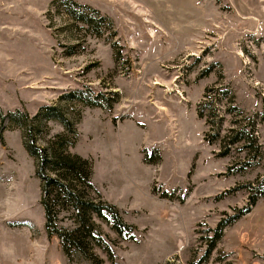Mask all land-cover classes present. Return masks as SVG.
<instances>
[{"label": "rangeland", "instance_id": "1", "mask_svg": "<svg viewBox=\"0 0 264 264\" xmlns=\"http://www.w3.org/2000/svg\"><path fill=\"white\" fill-rule=\"evenodd\" d=\"M54 1L0 0V109L33 118L58 106L74 123L69 152L92 163L91 198L132 228L119 237L95 219L110 249L89 253L100 264H264V0H70L110 22L99 36ZM226 89L233 106L223 97L212 106L222 122L207 125L198 110ZM232 107L254 139L223 155ZM0 132V264H97L68 260L47 236L22 132ZM64 132L48 121L37 143ZM57 225L73 228L71 212Z\"/></svg>", "mask_w": 264, "mask_h": 264}, {"label": "trees", "instance_id": "2", "mask_svg": "<svg viewBox=\"0 0 264 264\" xmlns=\"http://www.w3.org/2000/svg\"><path fill=\"white\" fill-rule=\"evenodd\" d=\"M67 5L65 12L75 22L82 23L90 28L96 35L102 23L108 20L100 16L97 11L88 7L79 6L70 0H55L53 5L58 3ZM110 24V22H107ZM218 93V97L211 98L204 103L201 110H198L199 118H207V125L214 124V118H218L221 123L223 117H219L212 106L226 95L229 96L230 106H233V97L228 89ZM65 98L69 100H80L77 93L67 95ZM90 107L97 106L95 102H85ZM204 107V108H203ZM111 108V107H108ZM204 109L207 113H204ZM235 128L230 129L229 134L220 140L221 145L224 144V154H229L232 147L247 145L253 141V126L248 127L251 131L247 132V126L243 125L242 113L236 107L228 109L226 112L231 114L234 111ZM48 121L59 122L65 132L56 135L46 143L45 146H39L37 143V135L41 130L46 128ZM13 126L22 132V145L27 154L34 159L36 165V177L40 183V203L44 214L45 230L48 237L56 236L59 245L65 257L70 260L71 255L75 252L91 259L97 264L100 260L90 254L87 245L103 247L104 244L109 248L107 235L103 233L101 227L96 224L95 219L100 223L109 227L116 235L123 237V232H131L132 228L127 226L121 219L118 210L112 204L103 202L97 196V201L91 198L94 193L91 184L92 163L83 159L78 155L71 154L69 149L74 144L76 132L74 123L67 117L65 112L58 106H48L41 108L37 115L29 118L28 115L20 112L4 113L0 109V128L5 129ZM0 132V140L2 139ZM219 134L213 138L218 139ZM230 146V148H229ZM145 163H151L146 158ZM63 211L71 212L74 227L64 229L58 227L60 213ZM222 225L218 229H220ZM133 237H130L132 239ZM110 249V248H109ZM108 256L112 258L110 250L106 251Z\"/></svg>", "mask_w": 264, "mask_h": 264}, {"label": "bare ground", "instance_id": "3", "mask_svg": "<svg viewBox=\"0 0 264 264\" xmlns=\"http://www.w3.org/2000/svg\"><path fill=\"white\" fill-rule=\"evenodd\" d=\"M156 84H158V83H156ZM159 85V84H158Z\"/></svg>", "mask_w": 264, "mask_h": 264}, {"label": "crops", "instance_id": "4", "mask_svg": "<svg viewBox=\"0 0 264 264\" xmlns=\"http://www.w3.org/2000/svg\"><path fill=\"white\" fill-rule=\"evenodd\" d=\"M1 198V197H0Z\"/></svg>", "mask_w": 264, "mask_h": 264}]
</instances>
